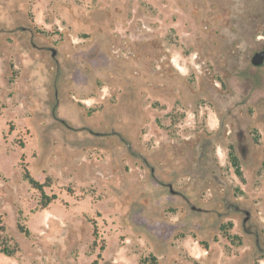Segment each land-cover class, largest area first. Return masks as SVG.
<instances>
[{
    "label": "rangeland",
    "instance_id": "374dc122",
    "mask_svg": "<svg viewBox=\"0 0 264 264\" xmlns=\"http://www.w3.org/2000/svg\"><path fill=\"white\" fill-rule=\"evenodd\" d=\"M259 51L264 0H0V264H264Z\"/></svg>",
    "mask_w": 264,
    "mask_h": 264
},
{
    "label": "trees",
    "instance_id": "16d2710c",
    "mask_svg": "<svg viewBox=\"0 0 264 264\" xmlns=\"http://www.w3.org/2000/svg\"><path fill=\"white\" fill-rule=\"evenodd\" d=\"M23 180L27 181L29 186L33 189H39L41 190V185H39L28 173V171L24 170L23 173ZM45 200L41 201L42 208L46 207L51 201L55 199V197H44ZM1 230L3 228L1 227ZM26 234L27 232L24 231ZM18 252V248L15 245H10L7 241H4L2 244H0V253L3 254L6 257H14L15 254Z\"/></svg>",
    "mask_w": 264,
    "mask_h": 264
},
{
    "label": "water",
    "instance_id": "95a60500",
    "mask_svg": "<svg viewBox=\"0 0 264 264\" xmlns=\"http://www.w3.org/2000/svg\"><path fill=\"white\" fill-rule=\"evenodd\" d=\"M55 55V51L53 50L52 51V56ZM251 64L255 67H260L262 66L263 62H264V51H259V52H256L253 54V56L251 57V60H250ZM241 155L242 154V151H241ZM170 192H172V190H170ZM245 219L243 220L244 222L248 219V212H245Z\"/></svg>",
    "mask_w": 264,
    "mask_h": 264
},
{
    "label": "flooded vegetation",
    "instance_id": "af4514ba",
    "mask_svg": "<svg viewBox=\"0 0 264 264\" xmlns=\"http://www.w3.org/2000/svg\"><path fill=\"white\" fill-rule=\"evenodd\" d=\"M87 56L89 57V59L91 58L89 61H91L95 58H102V56L99 53L95 52L94 50H92ZM168 187H169V190H172L170 185Z\"/></svg>",
    "mask_w": 264,
    "mask_h": 264
}]
</instances>
